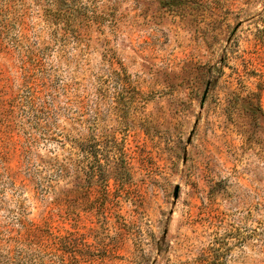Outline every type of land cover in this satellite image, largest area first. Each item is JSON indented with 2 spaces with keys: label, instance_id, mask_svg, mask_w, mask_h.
I'll use <instances>...</instances> for the list:
<instances>
[{
  "label": "rangeland",
  "instance_id": "1",
  "mask_svg": "<svg viewBox=\"0 0 264 264\" xmlns=\"http://www.w3.org/2000/svg\"><path fill=\"white\" fill-rule=\"evenodd\" d=\"M68 1L58 21L50 0H0V264H20L22 222L70 264H264V0ZM27 79L55 98L50 133L17 99ZM93 136L131 172L109 195L28 175Z\"/></svg>",
  "mask_w": 264,
  "mask_h": 264
},
{
  "label": "trees",
  "instance_id": "2",
  "mask_svg": "<svg viewBox=\"0 0 264 264\" xmlns=\"http://www.w3.org/2000/svg\"><path fill=\"white\" fill-rule=\"evenodd\" d=\"M15 2V0H9V2ZM64 0H50L52 5L56 6V11H52L53 14H49V17L57 19L66 18V10L62 11ZM68 1V0H67ZM69 3V1L67 2ZM12 4L6 6V11ZM66 6H69L66 4ZM51 13V12H50ZM52 15V16H51ZM70 22V18H68ZM20 41V52L23 54L22 60L24 65L32 64L34 69L40 70L45 64L46 48H33L21 45ZM3 42L0 40V48H2ZM41 48V49H40ZM26 59V60H25ZM26 71L30 68L28 65L25 66ZM28 79L24 87L21 89L20 95L17 99L23 104L25 113H30L29 116H33L34 124L32 129L37 127V131L42 133H50V128L47 125H43L44 122L49 123L53 118V113L50 110L52 103L55 104L54 96L52 98L43 99L47 97L43 95L46 92L47 84L41 80H35L32 83H28ZM52 102V103H51ZM15 109V105H13ZM56 107V106H55ZM50 108V109H49ZM51 111V112H50ZM0 112L2 109L0 108ZM9 123V118H6ZM11 126L12 124H8ZM35 125V126H34ZM28 139L32 142L37 141V136L34 131H29ZM61 139H58L54 134H49L48 140H58L63 142V146H66L67 141L66 134L60 135ZM111 145H104L102 141L98 140L95 136L92 138H74L70 142V148L66 149L63 147L62 152H55L53 156L48 159H42L39 164L34 168L33 166H27L28 172L32 180L36 179L35 184H38V188L42 192H50L55 190L59 186L60 182L68 180L70 177L74 178L78 188L73 189V192L84 191L86 185L82 181L87 180L90 183L95 182L97 185L102 187V192L109 195V181L112 176L121 181V185L127 184L130 180L131 172L128 168L127 159L116 151V140L110 141ZM105 148V150H104ZM105 151V152H104ZM34 168V169H33ZM37 169V170H35ZM46 173V176H42ZM48 182V183H45ZM72 191V190H71ZM67 190L63 193V196H67L71 193ZM54 232L49 227L39 226L33 222H22L20 228V264H70L69 258L66 254V249H58L63 251V255H53V250L56 248L52 243L49 242L53 238ZM56 257V258H54ZM87 264H95L94 257H87ZM76 264H82L79 260Z\"/></svg>",
  "mask_w": 264,
  "mask_h": 264
}]
</instances>
